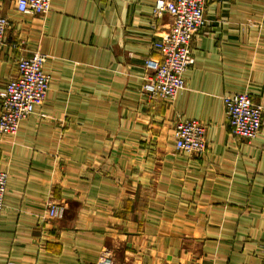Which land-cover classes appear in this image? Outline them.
<instances>
[{"label":"crops","instance_id":"1","mask_svg":"<svg viewBox=\"0 0 264 264\" xmlns=\"http://www.w3.org/2000/svg\"><path fill=\"white\" fill-rule=\"evenodd\" d=\"M155 2L51 0L41 16L0 0V84L36 51L52 75L44 103L0 134V263L95 264L105 250L112 264L263 262L264 116L246 141L222 97L246 93L264 115V0H206L184 87L148 102L143 65L171 20ZM178 119L206 126L204 153L175 149ZM48 203L61 220H45Z\"/></svg>","mask_w":264,"mask_h":264},{"label":"built area","instance_id":"2","mask_svg":"<svg viewBox=\"0 0 264 264\" xmlns=\"http://www.w3.org/2000/svg\"><path fill=\"white\" fill-rule=\"evenodd\" d=\"M206 0H156L152 10L160 18L167 14L171 20L161 38L152 42L151 48L160 59L146 58L140 91L148 102L158 99L173 100L184 87V73L194 63L192 41L205 25ZM21 14L48 15L51 0H15ZM12 23L0 16V48L6 44L5 34ZM24 42L11 43L10 48L20 50ZM48 56L39 51L16 61L17 73L0 84V134L13 136L19 122L30 118L40 107L50 90L52 75L46 69ZM231 133L246 141L256 139L263 121V108L254 104L246 93L222 97ZM206 126L199 120L178 119L174 126V147L187 154L206 151ZM8 173L0 169V218L4 209V196ZM65 208L61 203H48L45 220H61ZM0 264H14L4 262ZM95 264H112L110 253L105 250ZM264 264V249L263 262Z\"/></svg>","mask_w":264,"mask_h":264}]
</instances>
